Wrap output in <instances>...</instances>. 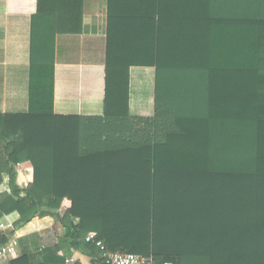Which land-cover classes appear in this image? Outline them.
<instances>
[{
    "label": "trees",
    "instance_id": "16d2710c",
    "mask_svg": "<svg viewBox=\"0 0 264 264\" xmlns=\"http://www.w3.org/2000/svg\"><path fill=\"white\" fill-rule=\"evenodd\" d=\"M83 1L38 0L30 108L0 114V222L17 214L16 230L54 214L57 250L95 264H106L97 242L156 264H264V3L256 16L216 0L202 44H153L164 58L152 118L130 115L131 62L109 35L105 115L61 116L55 41L81 31ZM38 238L21 239L12 264H44L29 253ZM11 239L0 231V251Z\"/></svg>",
    "mask_w": 264,
    "mask_h": 264
},
{
    "label": "crops",
    "instance_id": "0c3cea01",
    "mask_svg": "<svg viewBox=\"0 0 264 264\" xmlns=\"http://www.w3.org/2000/svg\"><path fill=\"white\" fill-rule=\"evenodd\" d=\"M242 1L250 14L258 16L263 12L264 0ZM215 10L216 0H84L81 31L56 36L55 113L81 117L105 115L110 35L117 52L114 57L118 56L124 63L131 62L130 115L154 117L158 69L153 61L156 58L163 61L164 57L153 54V44L159 41L158 45L165 48L202 44L201 32H207L208 37L209 30L214 31L206 22L211 16L214 18ZM37 11L38 0H0V114L29 111L32 23ZM140 61L148 63H136ZM18 218L13 214L3 220L14 224ZM1 232L12 234L10 243L17 242L18 246L15 256H0V264H12L20 258L19 241L32 235L39 236V244L38 249L31 246L29 253H42L44 264H95L91 255L73 251L69 245L57 250L65 230L54 214L36 217L21 228Z\"/></svg>",
    "mask_w": 264,
    "mask_h": 264
},
{
    "label": "built area",
    "instance_id": "2783aa9c",
    "mask_svg": "<svg viewBox=\"0 0 264 264\" xmlns=\"http://www.w3.org/2000/svg\"><path fill=\"white\" fill-rule=\"evenodd\" d=\"M5 221L0 222V231H5L7 229L14 230V224ZM87 241L91 242L92 238L88 237ZM17 246V242L9 243L0 251V256H15ZM97 246L101 248L106 264H156L152 257H145L127 252L111 253L106 251L102 242H97Z\"/></svg>",
    "mask_w": 264,
    "mask_h": 264
}]
</instances>
